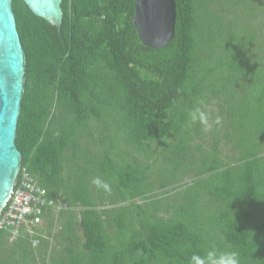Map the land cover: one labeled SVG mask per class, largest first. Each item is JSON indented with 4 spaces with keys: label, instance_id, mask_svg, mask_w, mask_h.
Returning <instances> with one entry per match:
<instances>
[{
    "label": "trees",
    "instance_id": "trees-1",
    "mask_svg": "<svg viewBox=\"0 0 264 264\" xmlns=\"http://www.w3.org/2000/svg\"><path fill=\"white\" fill-rule=\"evenodd\" d=\"M174 1V37L157 49L137 38L135 0H62L59 30L11 0L25 55L21 167L48 199L80 208L56 218L69 242L81 232L80 249L51 264H191L210 250L264 264V23L259 35L251 26L264 0H216L218 13L210 0ZM196 108L214 119L208 151L193 145L205 131ZM216 136L233 141L232 163ZM6 238L0 264H32L27 237Z\"/></svg>",
    "mask_w": 264,
    "mask_h": 264
},
{
    "label": "water",
    "instance_id": "water-1",
    "mask_svg": "<svg viewBox=\"0 0 264 264\" xmlns=\"http://www.w3.org/2000/svg\"><path fill=\"white\" fill-rule=\"evenodd\" d=\"M62 0H23L36 17L59 30ZM174 0H135L131 20L139 41L163 48L174 37ZM25 55L17 31L11 0H0V212L21 165L15 140L24 93Z\"/></svg>",
    "mask_w": 264,
    "mask_h": 264
},
{
    "label": "rangeland",
    "instance_id": "rangeland-1",
    "mask_svg": "<svg viewBox=\"0 0 264 264\" xmlns=\"http://www.w3.org/2000/svg\"><path fill=\"white\" fill-rule=\"evenodd\" d=\"M255 3L258 2V0H254ZM210 9L212 11H216L217 13L219 12V7L217 4L216 0H210ZM260 15L257 17L256 22L255 23H250L251 26H253L256 29L257 34L259 35V32L257 31V29H259V22H263L264 23V8L259 10ZM226 13H224L225 15ZM263 34L264 36V27L261 28V35ZM206 103H210L213 104L214 103V99H209L208 97L204 100ZM209 106V105H208ZM215 104L210 105L207 109L209 111H211L212 109H214ZM208 111V112H209ZM214 113H216V111H213ZM214 120V119H213ZM213 120L209 119V124L211 125V128L213 126ZM203 130H204V125H203ZM218 132H222V128L219 127ZM219 135H222V133H220ZM219 139L220 136H216ZM201 138V139H199ZM194 137L193 140V145L195 144H201V146L203 147L204 151H208L210 148V144H211V136H209L207 134L206 131H204V133L200 136V137ZM218 156L219 158H221L223 161H228L230 163H232L234 161V159L237 156V152L235 150V148L233 147V141H225L223 139H221L219 141V152H218ZM161 164H157V166H160ZM67 182V180H65ZM184 182L189 183L190 182V178L188 177ZM66 187H74L73 184H70V186L65 185ZM173 188L176 186H172ZM170 188H166L165 193L163 194V196L165 198H168L169 196L171 197H175L178 194H181V189H176L175 191H171L169 193H166ZM163 193L162 191H158L156 192V194H161ZM158 197L161 198V195H159ZM134 202H136L137 204H141L142 202L140 201V199H135ZM125 203H121V204H117V205H123ZM112 206H105L104 208H111ZM103 207H98V209H102ZM68 210H72L74 212H78L80 210V208L78 207H74V208H69ZM50 213L53 214V216H50L48 219L43 218L40 221V226L39 229L43 231V233L45 234L44 239H42L43 244L42 246H28L25 245V253L26 255V260H28L29 263L32 264H51V258L55 257L56 259H58L59 256L63 257L65 255V251H64V247H69L72 250L78 251L80 249V241L82 239L81 237V232L80 231H76L73 238H72V242H69L67 240V238H65L63 235L60 234L61 231V225L63 223V221H61L59 218H57V214L60 211H67V210H61V208L59 206H53L52 208L49 209ZM53 217V218H52ZM78 220V218H77ZM50 224V228L47 227L48 223ZM46 230V231H45ZM24 232H21V236H24ZM41 242V243H42ZM7 249V248H6ZM44 252L42 254V252ZM54 254V255H52Z\"/></svg>",
    "mask_w": 264,
    "mask_h": 264
},
{
    "label": "built area",
    "instance_id": "built-area-1",
    "mask_svg": "<svg viewBox=\"0 0 264 264\" xmlns=\"http://www.w3.org/2000/svg\"><path fill=\"white\" fill-rule=\"evenodd\" d=\"M17 177L8 194L5 210L3 208L0 214V230H4L11 239L24 232L30 244L37 246L41 235L37 234L35 229L40 226L42 209L53 206L64 209L66 203L56 205L53 199H48L46 190L21 166Z\"/></svg>",
    "mask_w": 264,
    "mask_h": 264
},
{
    "label": "clouds",
    "instance_id": "clouds-1",
    "mask_svg": "<svg viewBox=\"0 0 264 264\" xmlns=\"http://www.w3.org/2000/svg\"><path fill=\"white\" fill-rule=\"evenodd\" d=\"M189 116H190L191 122L199 121L202 125H204V130L206 132L211 129V125L209 124L208 115L206 114L205 111H202L200 108H196L195 110L189 112ZM215 123L216 124L220 123L219 117L216 118ZM16 177H17V175H16ZM16 177H15V179H16ZM92 183L97 187V189H103L105 192L111 191L110 185L107 182L102 181L99 177L94 178L92 180ZM53 201L56 205H58V204L60 205L63 202L66 203L61 198H58L56 200L53 199ZM5 205H6V203H5ZM5 205H4V207H5ZM49 209H50V207L47 208V210H49ZM67 209H69V208H68V205L66 203V208L61 209V210H67ZM1 212H0V214H1ZM43 218H45V217H42V219ZM6 236L8 237V240L13 241V240H16L17 238H19L21 236V234L19 237H16L14 239H11L7 233H6ZM24 236L27 237L26 235H24ZM41 236H43V234H41ZM42 238H45V237L43 236ZM27 239L29 242L28 243L29 246H31L30 240L28 237H27ZM39 239H40V237H39ZM39 245H40V240H39L37 246H39ZM190 259H191V264H240L239 254L235 251H233V252H218L216 250H210L207 252L206 256H200V255L194 254L191 256Z\"/></svg>",
    "mask_w": 264,
    "mask_h": 264
},
{
    "label": "crops",
    "instance_id": "crops-1",
    "mask_svg": "<svg viewBox=\"0 0 264 264\" xmlns=\"http://www.w3.org/2000/svg\"><path fill=\"white\" fill-rule=\"evenodd\" d=\"M5 240H6V243H7L6 245H8V244H10V245H11V243H10V240H8V238H6ZM26 245H28V246H29V244H26ZM29 247H30V246H29ZM24 250H26V249H24Z\"/></svg>",
    "mask_w": 264,
    "mask_h": 264
}]
</instances>
